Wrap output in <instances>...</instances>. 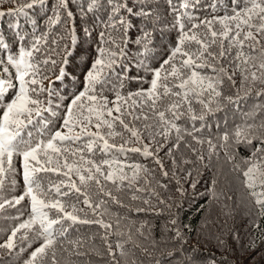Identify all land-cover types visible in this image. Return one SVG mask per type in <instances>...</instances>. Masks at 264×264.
I'll return each instance as SVG.
<instances>
[{
    "label": "snow or ice",
    "instance_id": "snow-or-ice-1",
    "mask_svg": "<svg viewBox=\"0 0 264 264\" xmlns=\"http://www.w3.org/2000/svg\"><path fill=\"white\" fill-rule=\"evenodd\" d=\"M69 2L56 0L52 14L47 17L48 31L36 35L33 30V39L28 47L20 44L17 51L12 52L10 45L0 36V50L7 52L6 56L0 57V189H3L8 176L17 172L14 166L16 158L21 162L25 187L18 197L3 200L0 210L20 205L26 198L30 207L28 218L12 228L0 248L12 250L16 247L18 234L23 233L19 235L23 242L28 241L31 233L33 242H42L31 252L25 264H35L37 258H43L48 249H54L58 237L64 238L69 230L63 226L67 221L72 224L94 223L105 229L112 227L103 219H81L80 214L87 216L85 208L90 209L93 215L100 214L98 210L104 201L93 203L90 194L93 185L98 188L97 195L102 193L116 201L111 192H105L106 183L111 182L119 187L118 182L128 181L131 186L141 171H148L142 165L122 163L115 158L99 162L93 158L97 150L102 154H109L113 150L117 153L141 152L139 147H126L131 139L141 144L143 141L139 131L126 123L124 117L130 116L133 121L141 118L147 120L149 117L143 113V109L147 108L158 118L159 135L167 138L175 130L179 141L183 139L179 133L184 131L198 144L206 142L211 154L217 148L211 138L207 141L200 139L196 135L200 129H181L177 121L182 118L203 121L214 110L212 104L222 97L219 88L224 78L235 83V72L229 74L222 63L229 57L230 64L235 63L237 69L245 66L241 70L243 80L250 77L252 82L260 80L264 83V61L258 65L259 75L257 71H251L257 67L252 63L253 53L259 52L264 57V0H229L230 6L223 8V15L219 14L221 0H166L174 17L171 27L176 31L175 40L168 46L166 58L161 56L156 61L158 67L139 60L135 64L138 70L135 76L129 75L136 59L130 48L135 45L137 54L145 59L153 53L150 45L154 29L149 31L148 27L158 21L159 16L153 11L152 4L148 0H141L139 5L133 3L129 6V0H107L110 8L105 12L107 19L93 16L89 21L87 13L92 12L98 4V0H91L87 9H80V18L84 23L77 28ZM4 3L16 6L7 11L0 10V16L26 15L27 10L43 6L45 0H0V6ZM200 12L206 15L201 17L197 14ZM134 18H143L145 22V28L138 29L135 36L132 31ZM62 23L64 35L51 39L54 47H50L44 53L45 58L40 60L42 42L47 44L52 31ZM90 23L91 27L88 26ZM16 38L19 42L26 40V36L19 31ZM61 43H64L63 48L60 47ZM85 44L87 47H84ZM80 54L88 57L83 65L86 71L81 73L82 90L68 96L66 104L65 98H61L65 110L60 117L52 110V97L55 95L53 85L65 80L72 83L71 69ZM58 63L59 75L45 87L44 80L48 77L43 75L40 65L51 64L55 67ZM10 69H14V74ZM132 80L140 87L124 95L125 82ZM145 84L147 87H144ZM106 92H111L114 99L109 100ZM44 93H47V101L39 98ZM256 95L264 96V90ZM226 99L232 102V98ZM196 104L200 105L199 112L194 107ZM61 106L56 105L57 108ZM137 108L141 110L142 117L134 115ZM45 113L62 119L54 131ZM117 123L130 133V140H125L119 146L109 142L110 137L121 135L113 131ZM93 128L95 131H92ZM105 129L109 131L105 133ZM217 140L220 141L219 147L225 149L230 141L236 145L259 142L260 146L243 160L247 167L242 174L244 186L250 190V196L260 208L261 216H264V122L258 126L244 123L234 129H226L217 136ZM142 154L153 155L147 144L143 145ZM198 158L204 159L203 156ZM156 163L163 168L159 159ZM129 168L133 169L131 177L125 172ZM236 168L239 170L240 165H236ZM40 174H52L63 179L56 183L50 181L45 188L38 179ZM164 175L168 173L164 172ZM257 188L260 190L257 191ZM73 197L75 202H72ZM81 202L84 207H79ZM171 223L175 225L176 221L172 220ZM175 236H181L179 229H175ZM196 259V253H193L190 259H184L183 264H195ZM52 264H56L54 251Z\"/></svg>",
    "mask_w": 264,
    "mask_h": 264
},
{
    "label": "trees",
    "instance_id": "trees-1",
    "mask_svg": "<svg viewBox=\"0 0 264 264\" xmlns=\"http://www.w3.org/2000/svg\"><path fill=\"white\" fill-rule=\"evenodd\" d=\"M90 2L91 0H70L69 9L76 17L77 28L84 23L80 18V9H87ZM133 3L139 5L141 0H129V6ZM148 3L152 4L153 11L159 16V20L148 27L149 31L154 29L150 45L153 53L145 59L143 55L137 54V47L133 45L130 52L136 59L129 72L130 76L137 74L135 64L139 60H145L146 63L158 67L156 61L160 60L161 56L166 58L168 46L173 44L176 37V31L171 27L174 17L170 14L166 0H148ZM55 4L56 0H45L43 6L27 10L26 15L0 16V36L10 45L12 52H16L20 44L30 46L33 30L36 35L48 31L47 17L52 14ZM15 6L13 3H4L0 10L7 11ZM225 6H230L229 0H221L220 15L224 14ZM107 11H110L107 0H98L97 7L87 13V19L91 21L95 16L106 20ZM197 14L201 17L206 15L203 12ZM133 23L135 27L132 31L135 36L138 29L145 28V22L143 18H134ZM88 26L91 27V23ZM17 31L26 36L25 41H17ZM60 35H64L63 23L52 31L47 44L42 42L40 60L45 58L44 53L50 47H54L51 45V39ZM60 47L63 48L64 43H61ZM140 51L142 52V48ZM6 55V51L0 50V57ZM234 55L235 50L232 53V56ZM253 56L252 63L257 67H253L251 71H257L259 75L258 65L264 61V57H261L259 52L253 53ZM86 59V54H80L76 58L71 69L72 83L65 80L53 85L55 95L52 97V110L59 113L60 117L65 110L61 98H65L66 104L68 96L82 90L81 73L86 71L83 66ZM230 60L231 57L222 63L228 68L229 74L235 72V83L224 78L219 88L222 97L212 104L214 110L208 113L203 121L184 118L177 121L181 129H200L196 135L205 141L211 138L213 143L217 144L215 151L210 154L206 142L198 144L184 131L179 133V136L183 137L179 141L175 130L171 131L167 138L159 135L158 118L147 108L143 109V113L149 117L147 120L141 118L133 121L130 116L124 117L126 123L139 131L143 144L134 139L130 140V133L118 123L113 131L121 135L110 137L109 142L119 146L125 140H130L126 147H139L141 152L117 153L113 150L109 154H102L97 150L93 158L97 162L115 158L122 163L142 165L148 171H141L131 186L128 181L118 182L119 187L111 182L106 183L105 192H111L112 196L117 198L116 201L102 193L97 195L98 188L93 185L90 189L93 203L103 200L104 204L98 210L99 215H93L90 209L85 208L87 216L81 213V219H103L112 227L105 229L94 223L72 224L67 221L63 225L69 229L66 236L58 237L54 249H48L46 255L43 258L38 257L35 264H52L53 251L56 264H183L184 259H190L193 253L197 256L195 264H264V216H261L260 208L250 196V190L244 186L242 174L247 167L243 160L260 146L259 142L253 141L252 145H236L230 141L229 147L225 149L219 147L220 141L217 140V136L226 129L231 130L244 123L258 126L264 122V96L256 95L264 90V83L260 80L252 82L250 77L246 81L243 80L241 70L245 66L241 65V68L237 69L235 63L230 64ZM40 67L43 75L48 77L44 80V86L47 87L49 81H54L55 76L59 75L60 65L58 63L53 67L51 64H41ZM10 72L14 74V69H10ZM139 87L134 80L126 81L123 94L127 95V92L136 91ZM144 87H147V84ZM105 94L109 100L114 99L111 92ZM229 97L232 98L231 103L226 99ZM39 98L47 101V93L41 94ZM57 104L62 106L57 108ZM194 107L200 111L199 104ZM134 115L142 117L141 110L137 108ZM45 117L52 122L53 131L62 122V119L58 120L49 113H45ZM107 131L109 130H104L105 133ZM144 144L149 146L152 156L142 154ZM200 156L204 159L200 160ZM157 159L163 164V168L156 163ZM236 165H240L239 170ZM14 166L17 172L9 175L3 189H0V203L5 199L18 197L25 191L19 158L14 159ZM125 172L131 177L133 169H125ZM164 172L168 175L165 176ZM38 179L47 188L50 181L56 183L63 177L40 174ZM80 199L82 201L83 197ZM72 202H75L74 197ZM79 207H84L82 202ZM29 212L27 198L20 205L0 210V244L7 240L13 227L28 218ZM172 220L176 221L175 225L171 223ZM175 229L181 232L179 238L175 236ZM22 234H18L14 249L0 248V264H25L31 252L42 242H33L31 233L28 241L22 242L19 239Z\"/></svg>",
    "mask_w": 264,
    "mask_h": 264
}]
</instances>
